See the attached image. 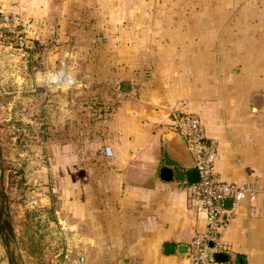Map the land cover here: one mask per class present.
<instances>
[{"label":"crops","instance_id":"obj_1","mask_svg":"<svg viewBox=\"0 0 264 264\" xmlns=\"http://www.w3.org/2000/svg\"><path fill=\"white\" fill-rule=\"evenodd\" d=\"M5 1L12 0H0L2 9ZM20 2L36 11L38 28H114L111 43L100 35L89 39L97 44L92 57L121 59L114 51L106 53L105 43L110 48L127 42L121 46L125 58L137 50L136 43L144 44L141 71L129 62L112 64L106 68L113 76L110 85L96 69V82H72L63 113H56L57 100L54 104V121L66 126L64 143L53 147L60 161L52 167L59 176L50 186L62 205L52 221L58 239L63 230L74 227L65 240L68 251L99 264L181 263L184 255L164 254V244L190 245L204 229V220L190 205L193 192L188 186L198 179L195 167L182 168V181L160 177L165 134L171 157L182 164L192 162L184 142L169 129L170 111L177 109L198 115L207 135L217 140L215 174L257 190L242 200L222 234L223 262L264 264V85L239 86L232 76L225 84L215 81V56L212 70L209 54H215L216 35H186L190 27L177 18L162 20L157 25L162 34H155L150 0ZM141 10L144 18H139ZM200 24L215 31L209 20ZM75 53L69 51L68 56ZM121 71L126 75H115ZM210 73H215L214 80ZM99 89L113 90V96L99 97ZM59 189L62 195L57 196Z\"/></svg>","mask_w":264,"mask_h":264},{"label":"rangeland","instance_id":"obj_2","mask_svg":"<svg viewBox=\"0 0 264 264\" xmlns=\"http://www.w3.org/2000/svg\"><path fill=\"white\" fill-rule=\"evenodd\" d=\"M150 3L155 34H162L157 26L162 20L177 18L185 20L184 24L190 27L185 29L186 35H216L215 54L213 50L209 54L212 70L213 56L216 63V74H209L211 79L214 80L215 74V81L220 84H225L232 76L239 86L264 85V0H150ZM3 8L0 7V148L5 187L21 249L20 262L54 264L55 259L60 264H74L75 254L68 251L67 245L69 259H64L60 248L57 251L56 248L65 247L66 241L63 237L58 239L56 224L52 221L54 210L59 211L62 205L55 201L50 186L59 176L52 167L60 161L53 147L56 142L64 143L66 126L64 122L54 121V106L57 100L56 113H63L72 82H96V69L110 85L113 76L106 68L112 64L125 66L129 62L135 65L137 72L141 71L145 62L144 44L136 43L137 50L133 49L125 58L121 48L127 42L113 44L110 48L105 43V52L114 51L121 59L107 54H102L105 58H95L92 56H96L97 44L89 39L100 35L111 39L108 41L111 43L114 28H107L109 31L92 26L85 30L48 25L38 28L33 20L36 11L30 6L27 9L20 0L5 1ZM144 15V11H139V18ZM204 20L215 24V31L208 32V27L200 24ZM123 32L124 38H129V30ZM21 38L24 46L18 44ZM69 51H75L76 57L70 58ZM81 54L85 58H81ZM65 69L70 70L72 76L64 73ZM119 74L126 75L122 71L115 75ZM97 93L99 97L101 94L112 97L114 92L104 93L99 89ZM58 191L57 196L62 195L61 190ZM22 237L28 239L25 249L20 244ZM33 240L42 247L40 261V256L31 252ZM86 262L99 264L95 258ZM0 264H7L1 242Z\"/></svg>","mask_w":264,"mask_h":264},{"label":"built area","instance_id":"obj_3","mask_svg":"<svg viewBox=\"0 0 264 264\" xmlns=\"http://www.w3.org/2000/svg\"><path fill=\"white\" fill-rule=\"evenodd\" d=\"M18 44L24 46L25 42L21 38ZM169 129L182 137L187 151L193 158L198 179L188 186L193 192L190 205L204 220V229L193 236L190 252L183 256L180 264H226L217 259V255L225 249L222 234L232 221L242 200L255 195L257 190L251 185L222 180L215 174L217 140L207 135L198 115L172 109ZM227 199L231 200L230 208L223 205ZM72 231L73 226L63 230V240L68 239L69 232ZM59 248L64 259H69L71 254L66 251V244L64 248L61 246ZM73 262L86 264V258L83 254L77 253ZM54 264L60 263L55 260Z\"/></svg>","mask_w":264,"mask_h":264},{"label":"water","instance_id":"obj_4","mask_svg":"<svg viewBox=\"0 0 264 264\" xmlns=\"http://www.w3.org/2000/svg\"><path fill=\"white\" fill-rule=\"evenodd\" d=\"M175 133V132H174ZM178 138L183 141L182 137L175 133ZM168 134L164 135V148H163V164L160 168V177L163 180H184V167H195L193 158L190 164H182L175 161L170 154L167 144ZM224 207L230 208L231 200L227 199L223 202ZM0 242L5 252L7 264H21V249L19 246L18 238L15 232L12 214L9 206V196L5 187L4 169L2 164V153L0 148ZM190 252V245L183 244L177 246L174 243L164 244V254L166 255H188ZM219 261L226 260V256L218 254Z\"/></svg>","mask_w":264,"mask_h":264},{"label":"trees","instance_id":"obj_5","mask_svg":"<svg viewBox=\"0 0 264 264\" xmlns=\"http://www.w3.org/2000/svg\"><path fill=\"white\" fill-rule=\"evenodd\" d=\"M23 224H24L23 233H25V222ZM19 240L21 241V238ZM20 244H21L22 249H25V244H28V239L25 240L24 237H22V242H20ZM41 250H42V247H41L40 243L37 240L36 241L33 240V245L31 247V252L32 253L34 252L33 254H35V255H39ZM40 260H41V256L39 257V261Z\"/></svg>","mask_w":264,"mask_h":264}]
</instances>
